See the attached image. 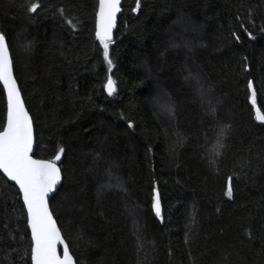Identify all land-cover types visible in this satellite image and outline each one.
Masks as SVG:
<instances>
[{"label":"trees","instance_id":"1","mask_svg":"<svg viewBox=\"0 0 264 264\" xmlns=\"http://www.w3.org/2000/svg\"><path fill=\"white\" fill-rule=\"evenodd\" d=\"M140 4L123 0L109 67L98 0H0L35 156L63 149L50 205L76 264H264V0ZM6 113L0 84V131ZM31 243L0 172V264H31Z\"/></svg>","mask_w":264,"mask_h":264},{"label":"snow or ice","instance_id":"2","mask_svg":"<svg viewBox=\"0 0 264 264\" xmlns=\"http://www.w3.org/2000/svg\"><path fill=\"white\" fill-rule=\"evenodd\" d=\"M121 0H98L96 11L95 36L103 46V56L109 67L112 61L109 58V44L112 40V28L115 23L116 13L120 11ZM140 0L132 8L135 13L140 8ZM40 7L37 3L27 6V11L35 13ZM0 84L6 93L7 113L6 124L0 131V170L19 186L23 203L27 210V221L31 228V260L32 264H74L69 248L64 245L63 257L57 254V243L63 244L60 229L53 218L48 205V195L53 191L61 179V170L57 161L61 158L63 149L49 160L34 159L30 153L33 150V126L21 98V92L13 75V66L6 45V37L0 33ZM105 90L109 95L115 91V83L111 76L108 77ZM248 89L251 91V103L257 104L256 92L253 81L249 80ZM256 120L264 122V113L256 108ZM131 126V124H129ZM221 130L213 151L220 155L224 147L223 138L225 130ZM213 163L215 161H212ZM231 177L229 178L225 195L232 197ZM155 214L161 215L159 196L153 204Z\"/></svg>","mask_w":264,"mask_h":264},{"label":"water","instance_id":"3","mask_svg":"<svg viewBox=\"0 0 264 264\" xmlns=\"http://www.w3.org/2000/svg\"><path fill=\"white\" fill-rule=\"evenodd\" d=\"M122 4H123V0H121L120 11L116 13V19H115V23H114V26H113V28H112V34H111V35H112V39L114 38V36H115V32H116V30H117L118 19H119V17H120L121 14H122ZM95 14H96V13H95ZM95 27H96V26H95ZM6 45H7V47H8V50H9V56H10V59H11V62H12V66H13V75H14V78H15V80L17 81V85H18V87H19V89H20V92H21V98H22V100H23V102H24V106H25V108H26L27 112L29 113V116H30V118H31V120H32V126H33V150H32V152L30 153V155H32L34 159H39V158H37V157L35 156L36 148H37V139H36V130H35L34 120H33V118H32L31 113H30L29 110H28L29 108H27V106H26V103H25V100H24V97H23V94H22V91H21L20 85H19L18 80H17V78H16V75H15V70H16V69H15V67H14V62H13V58H12L13 56H12L11 49H10V47H9V44H8L7 39H6ZM1 85H2V84H1ZM2 87H3V85H2ZM5 95H6V93H5ZM6 100H7V99H6ZM5 124H6V121H5ZM2 131H3V130H2ZM43 160H44V159H43ZM57 166H58V167L60 168V170H61V179H60V181L57 183V185L55 186V188L53 189V191H52L51 193H49L48 198H47V200H48V205H49V210L51 211V213H52V215H53V218L55 219V221H56V223H57V227L60 229L61 236H62V239H63V241H64L63 244H61V243H59V242L57 243V254H58L59 256L63 257V254H64V245L66 244V245L68 246V248H69L70 255L72 256V258H73V260H74V264H76V263H77L76 258L74 257V255H73L72 252H71V249H70V247H69V244H68L66 238H65L64 235H63V232H62V230H61V228H60V226H59V224H58V222H57V219L55 218V216H54V214H53V212H52L51 205H50L51 199H52L53 196L58 192L59 188H60L61 185H62L63 178H64V177H63V173H62V168H61V166H60L59 164H57ZM0 172L5 176V178H6L10 183L15 184L16 187H18V190H19V186L16 184L15 181H13V180H11L9 177H7V175L4 174L2 170H0ZM20 194H21V193H20ZM21 197H22V194H21ZM22 201H23V198H22ZM160 207H161V215H162V214H163V209H162V205H161V204H160ZM25 209H26V208H25ZM26 212H27V210H26ZM27 222H28V221H27ZM28 227H29V225H28ZM29 231H30V235H31V228H30V227H29ZM31 241H32V240H31ZM31 264H32V260H31Z\"/></svg>","mask_w":264,"mask_h":264},{"label":"rangeland","instance_id":"4","mask_svg":"<svg viewBox=\"0 0 264 264\" xmlns=\"http://www.w3.org/2000/svg\"><path fill=\"white\" fill-rule=\"evenodd\" d=\"M199 92H200V95H201V94H206L207 89L201 86V87L199 88Z\"/></svg>","mask_w":264,"mask_h":264}]
</instances>
